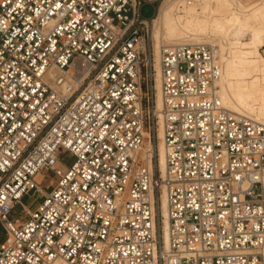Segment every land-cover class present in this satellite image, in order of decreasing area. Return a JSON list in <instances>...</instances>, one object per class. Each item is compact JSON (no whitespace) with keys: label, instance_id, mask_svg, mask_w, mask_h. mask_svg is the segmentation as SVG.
<instances>
[{"label":"built area","instance_id":"2783aa9c","mask_svg":"<svg viewBox=\"0 0 264 264\" xmlns=\"http://www.w3.org/2000/svg\"><path fill=\"white\" fill-rule=\"evenodd\" d=\"M156 1L0 0V264H264V123L223 104L216 44L157 57Z\"/></svg>","mask_w":264,"mask_h":264},{"label":"bare ground","instance_id":"6f19581e","mask_svg":"<svg viewBox=\"0 0 264 264\" xmlns=\"http://www.w3.org/2000/svg\"><path fill=\"white\" fill-rule=\"evenodd\" d=\"M157 57L167 44L207 41L219 47L222 75L218 91L225 106L264 123V0H162L147 19ZM157 101L162 105L158 72ZM159 154L166 166L163 127H159ZM161 211L168 247V202L162 192ZM57 264H68L58 262Z\"/></svg>","mask_w":264,"mask_h":264},{"label":"rangeland","instance_id":"374dc122","mask_svg":"<svg viewBox=\"0 0 264 264\" xmlns=\"http://www.w3.org/2000/svg\"><path fill=\"white\" fill-rule=\"evenodd\" d=\"M162 0L156 1L155 3H145L142 7V14L146 18H151L156 13V6L159 7ZM198 42V41H195ZM200 42H207V41H200ZM262 53L264 54V47L261 48ZM60 159L61 161L58 162V166H64L65 169L69 167V164L74 160V157L71 155L70 152L62 149L60 153ZM43 173L46 174L44 176L43 174L40 175V178L43 182V185L48 186L50 182H54L57 176L51 169H45L43 170ZM43 193L42 192H31L27 196L24 197L23 201L24 203L30 207V209L35 210L39 204L43 201ZM12 218L15 217H25L24 211L22 210V206L18 205L14 211L11 214ZM4 237L2 226L0 225V240H2Z\"/></svg>","mask_w":264,"mask_h":264}]
</instances>
